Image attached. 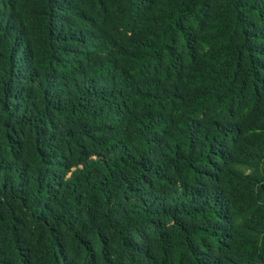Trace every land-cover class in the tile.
Instances as JSON below:
<instances>
[{
    "label": "trees",
    "instance_id": "16d2710c",
    "mask_svg": "<svg viewBox=\"0 0 264 264\" xmlns=\"http://www.w3.org/2000/svg\"><path fill=\"white\" fill-rule=\"evenodd\" d=\"M0 264H264V0H0Z\"/></svg>",
    "mask_w": 264,
    "mask_h": 264
}]
</instances>
